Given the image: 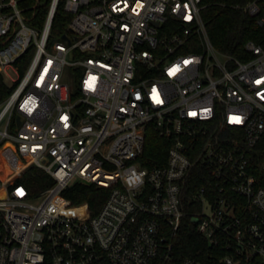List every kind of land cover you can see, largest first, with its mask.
<instances>
[{"label": "built area", "instance_id": "obj_1", "mask_svg": "<svg viewBox=\"0 0 264 264\" xmlns=\"http://www.w3.org/2000/svg\"><path fill=\"white\" fill-rule=\"evenodd\" d=\"M30 2L0 0V71L19 74L0 105V264H264V38L221 53L202 0H51L37 25ZM241 8L264 30V0ZM152 128L169 149L149 166ZM31 168L54 181L37 196ZM77 182L110 189L97 214L65 198ZM188 215L208 248L180 261Z\"/></svg>", "mask_w": 264, "mask_h": 264}, {"label": "trees", "instance_id": "obj_2", "mask_svg": "<svg viewBox=\"0 0 264 264\" xmlns=\"http://www.w3.org/2000/svg\"><path fill=\"white\" fill-rule=\"evenodd\" d=\"M249 1L251 0H202V16L212 44L221 53L241 60L247 58L245 45L248 41L264 38V30L259 26L257 19L241 8ZM50 3L51 0H31L30 4L34 5L28 13L31 24H41L46 20ZM70 19L71 13L65 10L61 2L53 24L54 32L67 29ZM30 61L31 55H25L19 60L22 71ZM15 88L16 84H8L4 74L0 71V105L8 99ZM168 149L167 139L152 128L147 136L143 154L144 164L149 166L164 164L167 160ZM204 172L203 167L200 166L189 180L192 186L200 185V182L206 178ZM23 181L33 196L39 195L54 183L48 174L37 168H31ZM109 194L110 189L107 187L87 186L77 182L64 193V196L72 201L73 205L88 204L91 214L95 215L101 210ZM193 201V193L190 190L186 191L183 195V206L190 212L197 209ZM207 248V241L197 231L196 223L191 215L186 216L176 238L177 259L181 261L187 256L201 257Z\"/></svg>", "mask_w": 264, "mask_h": 264}, {"label": "rangeland", "instance_id": "obj_3", "mask_svg": "<svg viewBox=\"0 0 264 264\" xmlns=\"http://www.w3.org/2000/svg\"><path fill=\"white\" fill-rule=\"evenodd\" d=\"M9 73L11 74V78L10 77H7L5 76V79H6V82L10 85H14V79H17L19 74L13 70V69H10L9 70ZM11 132H14L12 129L10 130Z\"/></svg>", "mask_w": 264, "mask_h": 264}]
</instances>
